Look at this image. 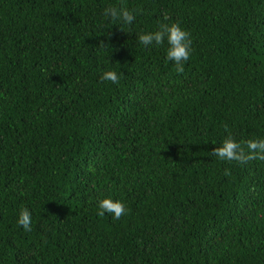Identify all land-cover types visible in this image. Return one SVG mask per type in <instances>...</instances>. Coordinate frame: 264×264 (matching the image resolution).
<instances>
[{
  "label": "trees",
  "instance_id": "1",
  "mask_svg": "<svg viewBox=\"0 0 264 264\" xmlns=\"http://www.w3.org/2000/svg\"><path fill=\"white\" fill-rule=\"evenodd\" d=\"M161 23L182 73L137 39ZM229 133L264 139V0H0V264H264V161L213 156Z\"/></svg>",
  "mask_w": 264,
  "mask_h": 264
},
{
  "label": "clouds",
  "instance_id": "2",
  "mask_svg": "<svg viewBox=\"0 0 264 264\" xmlns=\"http://www.w3.org/2000/svg\"><path fill=\"white\" fill-rule=\"evenodd\" d=\"M104 16L110 18L112 21H122L126 24H131L135 20L133 11L127 7H114L109 6L104 10ZM165 20L169 17L165 15ZM138 41L144 45L149 46L155 43L156 45H163L167 40V60L173 61L175 70L178 73L184 71V63L189 60L191 55L190 33L182 29L179 23H161L159 30L154 32L140 33L137 37ZM101 80H108L112 83H119V76L113 70L105 71ZM227 130V126H225ZM212 155L218 157L222 161H238L247 163L253 159L264 161V139H248L244 142H238L229 133L222 141L219 147L212 151ZM225 175H230L229 171H225ZM100 211L98 214L104 216L105 213L113 215L114 219H120L125 213V205L122 201L113 200L111 198H104L98 202ZM32 216L27 208H21L18 218V224L21 225L25 231H31Z\"/></svg>",
  "mask_w": 264,
  "mask_h": 264
}]
</instances>
